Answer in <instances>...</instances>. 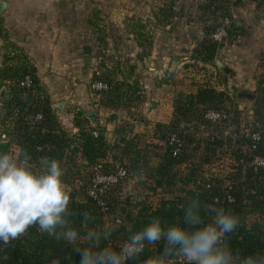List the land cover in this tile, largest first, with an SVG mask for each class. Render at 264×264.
<instances>
[{
  "label": "trees",
  "instance_id": "obj_1",
  "mask_svg": "<svg viewBox=\"0 0 264 264\" xmlns=\"http://www.w3.org/2000/svg\"><path fill=\"white\" fill-rule=\"evenodd\" d=\"M169 1L170 5L160 13V17L167 20L174 14V0ZM244 1L237 0L232 4L225 0H207L201 6L205 22L210 19L211 24L209 21L205 24L206 37L194 51V58H201L217 67L216 52L222 46L212 40L213 33L219 28L217 21L230 15V43L237 42L244 29L240 19H233L229 10L243 7ZM248 1L261 3V0ZM5 37L4 21L0 17V38ZM11 60L7 58L6 66L0 68L3 82H11L4 105L7 114H17L14 131L18 146L28 151L34 162L45 155L62 162L68 149L71 154H77L81 149L82 156L91 167L111 152L113 162L127 161L126 167L133 175L154 182L155 187L149 186L150 191L157 193L160 190L165 195L157 207L146 199L144 202H136L131 197L122 199V190L118 186L98 193V198H95L90 195L89 174L81 187L73 185L76 174L66 176L63 182L72 188L69 191V208L74 213L70 217L71 226L81 237L89 229L108 231L111 235L102 240L100 247L111 246L118 251L131 234L143 229L153 217H159L164 226L175 223L183 226L180 206L198 199L202 206L223 207L239 217L237 229L225 237L233 253L241 258L264 255V164L259 166L255 163L256 159H262L264 163V65L258 67L261 74L257 76L252 93L255 98L251 101L243 97L249 91L235 87L227 92L209 86H201L196 92H181L173 102L172 120L156 125L154 139L157 142L147 143L141 136L130 139L128 126L122 125L116 130V143L111 145L106 129L95 122V117L82 112L75 113V132L63 130L48 99L37 98L33 90L20 86L26 75L36 73L34 67L23 63L13 68L9 66ZM105 84L108 92H102V105L106 107L123 104L128 107L133 102L142 101L137 93L138 81L133 86L126 81L114 85L108 81ZM34 85V89L42 91L37 76L34 77ZM38 112H42L44 118L32 125L30 118ZM211 112L221 114L222 119H208ZM183 124L190 127L183 128ZM94 132L98 136H94ZM255 134L260 137L258 141L253 139ZM172 136L180 140V145L171 142ZM10 146V143L1 144L0 151L9 152ZM39 147L42 150H38ZM153 159L157 163L151 165ZM219 159L229 162V165L221 176L208 174L207 178L206 167ZM113 168L106 163L102 171L108 173ZM141 184L145 183L141 181ZM101 201L106 204V210ZM84 212L94 217V221L85 224L82 219ZM201 215L205 224L210 222L209 214L202 211ZM76 247L84 248L88 244L81 239L70 245L62 239L56 240L40 233L33 226L7 247L0 242V264H80L81 257L75 251ZM164 247L163 240L151 245L146 243L143 252L127 264H144L145 260L162 254ZM172 258L177 261L179 257Z\"/></svg>",
  "mask_w": 264,
  "mask_h": 264
},
{
  "label": "crops",
  "instance_id": "obj_2",
  "mask_svg": "<svg viewBox=\"0 0 264 264\" xmlns=\"http://www.w3.org/2000/svg\"><path fill=\"white\" fill-rule=\"evenodd\" d=\"M206 1L174 0L173 18L167 20L160 13L170 5L169 0L162 1L159 10L150 7L149 0H0V17L6 30V37L0 38V68L6 66L7 58L12 59L9 66L13 68L23 63L32 65L60 127L69 133L75 132L78 110L95 115V122L106 129L111 145L116 143L115 133L122 125L128 126L130 139L141 136L147 143L157 142L156 125L172 120L178 93L196 92L207 85L209 72H214L218 80L215 87L221 88L219 81L228 80L230 89L231 75L235 88L249 91L246 78L255 77L264 59V22L260 15L256 16L255 3L248 0L243 7L229 10L240 19L244 34L237 42L229 40L217 50V67L194 58V51L206 37L204 26L210 20L205 22L201 10ZM2 2L8 4L4 13ZM184 64L187 65L182 68ZM253 64L257 69L249 68ZM176 69L173 81L162 78L167 71ZM2 79L0 145L10 143L9 152L19 153L14 131L18 117L13 119L15 113L7 114L4 105L11 82ZM99 80L111 85L126 81L130 86L138 81L137 93L142 101L128 107H106L102 105L103 94L98 98L92 92V84ZM254 89L255 86L250 91ZM112 156L109 152L107 164L113 163ZM156 163L153 159L151 165ZM61 165L62 179L76 174L73 185L83 186L88 176V162L83 156L66 157L65 153ZM67 189L72 188L67 185Z\"/></svg>",
  "mask_w": 264,
  "mask_h": 264
},
{
  "label": "clouds",
  "instance_id": "obj_3",
  "mask_svg": "<svg viewBox=\"0 0 264 264\" xmlns=\"http://www.w3.org/2000/svg\"><path fill=\"white\" fill-rule=\"evenodd\" d=\"M63 176L61 161L56 158L45 155L34 162L26 150L0 151V242L5 247L36 226L40 233L70 245L81 239L87 242L88 247L75 248L80 264H127L143 252L146 243L161 240L165 242L162 254L144 264H175L172 257H182L185 264H264V255L241 258L229 247L225 237L237 229V215L212 204L202 206L198 199L180 206L183 226H164L159 217H153L143 229L131 234L118 251L111 246L101 248L110 232L89 229L81 237L71 226L74 213L69 208L70 195ZM202 211L209 214L207 224ZM82 219L85 224L94 221L87 212Z\"/></svg>",
  "mask_w": 264,
  "mask_h": 264
},
{
  "label": "built area",
  "instance_id": "obj_4",
  "mask_svg": "<svg viewBox=\"0 0 264 264\" xmlns=\"http://www.w3.org/2000/svg\"><path fill=\"white\" fill-rule=\"evenodd\" d=\"M153 1L154 2L152 3L153 4L152 6L155 7L156 10H159V7H162V4H163L162 1H166V0H153ZM225 1L233 4L237 0H225ZM230 14H231V17L233 19L237 18V16L234 13H232V11ZM229 28H230V15L228 17L222 18L220 20L219 28L217 29V31L215 33H213L212 40L217 42L220 45L226 44L230 40ZM153 36H154V31H153V28H151L150 29V36H149L150 40H152L151 38ZM35 76H36V73H30V74L26 75L25 78L23 79V81L20 83V86L26 90H33V95H35L37 98L45 99V96H44L42 91L39 92L38 90L34 89V86H35L34 85V77ZM205 86H209V87H212V88H215L219 91H224V92H227L229 90V87H227V86H222L221 88L215 87V84L213 82L208 83ZM91 88H92L93 94L99 98V96L102 94V92H104L108 89V86H107V84L102 83V82H95L94 84H92ZM25 97H26V95H25ZM72 104H74V103H72ZM76 112L79 113L80 111L77 110ZM14 118H17L16 113H15L13 119ZM43 118H44L43 113L38 112L36 115L31 117L30 119L32 121V125H34L35 123L41 122L43 120ZM207 118L211 119L213 121H217V120L222 119V116L219 113L211 112L207 115ZM182 127L184 128V127H190V126L188 124H183ZM93 134H94V136H98L97 132H94ZM233 137L236 138L235 136H233ZM253 139L255 141H258L260 139V137L258 134H255V135H253ZM171 142L177 143L178 145H180V140H178L176 138V136H172ZM38 150H42V148L39 147ZM69 154H71L70 151H67L66 157ZM77 155L79 158L82 157L81 149H79V152L77 153ZM255 163L259 166H262L264 164L262 159H256ZM104 164H106L105 159L99 160L95 165H93L91 167L88 166V169H87V173L91 177L90 178V188H91L90 195L95 197V198H98V193L101 194L104 191H106L112 187L118 186L123 191V190H125V188H127L128 182H131L132 180L136 179L135 175H133L128 170V168L126 167V163H122V162L111 163V165H113L114 168L111 170V172H108V173H104L102 171ZM216 168H217V162L214 164L208 165L206 167L207 178H209L208 174H216L217 173ZM145 180H147V179H145ZM147 181H150L152 183V184H150V186L155 187L154 182L152 180L148 179ZM209 187L210 186H208V188ZM159 191L160 190H158L157 193ZM160 193H162V192L160 191ZM164 198H165V195L162 194L161 199H159L157 201L158 203L156 202V203L152 204L153 207H157L159 205V203L161 202V200ZM101 205L103 207L106 206V204L103 203L102 201H101ZM106 209L107 208L105 207L104 210H106ZM175 264H185V262H184L182 257H179L177 261L175 260Z\"/></svg>",
  "mask_w": 264,
  "mask_h": 264
},
{
  "label": "rangeland",
  "instance_id": "obj_5",
  "mask_svg": "<svg viewBox=\"0 0 264 264\" xmlns=\"http://www.w3.org/2000/svg\"><path fill=\"white\" fill-rule=\"evenodd\" d=\"M149 1H150V2H148L149 6L153 7L151 5H153L152 3L154 1L153 0H149ZM254 6H255L256 16L258 17V15H260V12H261V3L260 4L256 3ZM186 65L187 64H184L182 66V68H184ZM259 65H264V59L259 63ZM250 67H252L253 70L257 69L256 64L249 65V68ZM181 69H180V71H182ZM177 71H178L177 69L176 70L167 71L166 73H164L162 75V78L163 79L166 78V79H168L170 81H173L172 75L176 74ZM254 74H255L254 78L252 76H250L248 79L246 78V81H245L246 82V86L248 87V89H246V90H249V93H253V91L255 90L254 89L253 91H250L251 87H254L256 85L257 76H259L261 74V71H256V73H254ZM214 77H215L214 76V72H209V74L206 76V81H208V83L213 82V83L217 84L218 80H215ZM231 77L232 76L230 75V79H231L230 80V88L232 89L234 87V81H232ZM227 81L228 80L219 81L220 82V86H227ZM238 89L239 90H243L242 88H238ZM228 165H229V162H227V161H225L223 159H219L217 161V168H216L217 173H216V175L221 176L223 171H225V169H226V167ZM141 181H143V183H145V184H141ZM141 181L138 182L136 180H132L131 182H128L127 183V188H125V190L122 191V197H123L122 199H124L126 197H131V198H134V201H136V202H138V200H141V201L144 202L145 199H146V201L149 202L151 205L156 203L159 199H161L162 193H160V191L158 193L150 191L151 188H149L150 184H148V181L147 180H141Z\"/></svg>",
  "mask_w": 264,
  "mask_h": 264
},
{
  "label": "water",
  "instance_id": "obj_6",
  "mask_svg": "<svg viewBox=\"0 0 264 264\" xmlns=\"http://www.w3.org/2000/svg\"><path fill=\"white\" fill-rule=\"evenodd\" d=\"M260 2H261V12H260V16H261V18H262V20H263V22H264V0H261ZM7 6H8V4H7L6 2H2V3H1V12H2V13H4V12L6 11V9L8 8ZM219 63H220V62H219ZM220 64H221V63H220ZM5 90H6V88H4L3 91H5ZM243 97H244L245 99H247V101L249 102V101H251L252 99L255 98V95L252 94V93H247V94L243 95ZM91 116H92V117H95L94 114H92Z\"/></svg>",
  "mask_w": 264,
  "mask_h": 264
}]
</instances>
